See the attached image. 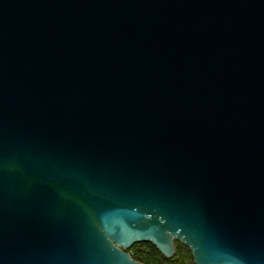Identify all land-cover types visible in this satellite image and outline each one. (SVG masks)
Returning a JSON list of instances; mask_svg holds the SVG:
<instances>
[{
	"label": "water",
	"instance_id": "water-1",
	"mask_svg": "<svg viewBox=\"0 0 264 264\" xmlns=\"http://www.w3.org/2000/svg\"><path fill=\"white\" fill-rule=\"evenodd\" d=\"M264 264V0H0V264Z\"/></svg>",
	"mask_w": 264,
	"mask_h": 264
},
{
	"label": "trees",
	"instance_id": "trees-1",
	"mask_svg": "<svg viewBox=\"0 0 264 264\" xmlns=\"http://www.w3.org/2000/svg\"><path fill=\"white\" fill-rule=\"evenodd\" d=\"M176 245L177 252L171 258L163 255L150 242L135 244L128 251L134 258L142 260L145 264H195L191 250L179 241H176Z\"/></svg>",
	"mask_w": 264,
	"mask_h": 264
}]
</instances>
